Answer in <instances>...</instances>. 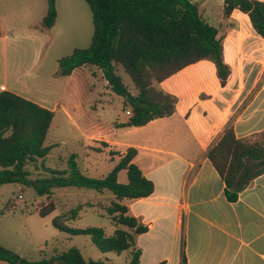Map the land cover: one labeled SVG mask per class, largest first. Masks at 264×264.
Listing matches in <instances>:
<instances>
[{
	"label": "crops",
	"instance_id": "0c3cea01",
	"mask_svg": "<svg viewBox=\"0 0 264 264\" xmlns=\"http://www.w3.org/2000/svg\"><path fill=\"white\" fill-rule=\"evenodd\" d=\"M55 1V22L44 28L41 20L46 0H0V91H11L52 110L54 115L60 110L72 119L70 111L82 116L81 103L74 100L81 95V86L74 78L84 74L79 72L84 66L65 76L55 75V70L58 58L90 44L92 14L85 0ZM193 1L202 2L203 18L218 27V35H223L224 59L233 64L240 32L249 34L252 28L247 14L234 9L223 18V0ZM252 47L255 51L261 49L259 44ZM160 86L177 97L175 111L169 116L142 126L121 127L119 123L128 116L122 100L124 119L111 123L86 119L83 128L72 121L84 138L106 142L118 151L119 158L128 148L136 149L132 161L153 182L154 189L149 196L122 202L130 214L148 226L141 234L150 233L155 222L167 219L175 231L180 229V256L170 264H181L182 255L186 264H264V173L252 179L235 202H230L224 194L223 180L207 157L211 143L231 118L230 111H226L225 86L220 85L214 64L206 59L191 63L163 79ZM93 88L91 84L87 90ZM233 128L236 134V123ZM85 160L87 174L93 161L89 155ZM76 162L81 170L79 157ZM103 194L113 197L109 192ZM21 213L27 212L21 208ZM28 232L22 218L0 220V244L25 258L20 245H12L6 238L12 234L15 239V233L26 238ZM160 260L148 264H159Z\"/></svg>",
	"mask_w": 264,
	"mask_h": 264
},
{
	"label": "trees",
	"instance_id": "16d2710c",
	"mask_svg": "<svg viewBox=\"0 0 264 264\" xmlns=\"http://www.w3.org/2000/svg\"><path fill=\"white\" fill-rule=\"evenodd\" d=\"M46 13L41 26L50 28L57 17L56 1L46 0ZM91 10L93 33L90 44L75 48L58 58L55 75L65 76L78 67L93 65L101 70L111 91L123 98V107L129 111L121 127L142 126L147 122L175 111L177 97L164 91L163 79L183 67L202 59L211 61L220 85L226 84L230 65L224 59L223 35L218 27L202 16V2L193 0H85ZM234 9L247 14L256 34L264 39V1L223 0L222 16L229 17ZM128 74L135 93L122 82L117 73ZM54 112L11 91H0V186L15 183L32 187L36 196L33 205L21 207L18 194L1 210L0 215L13 212L19 206L26 212L34 211L45 217L55 210L51 199L44 204L39 198L48 197L53 188H86L113 197L105 208L114 229L106 235L98 226L73 227L66 222L79 216V204L64 215L55 216L52 225L68 235H87L101 252L120 254L130 250L126 264H140L141 250L135 246V236L148 226L128 212L124 199L149 196L153 182L145 177L132 160L135 148H128L115 166L103 177H90L82 172L71 153L63 169L45 166L44 161L55 144L44 145ZM237 137L229 122L211 143L207 157L225 184L224 194L235 202L239 193L252 179L264 173V130ZM106 145V142H101ZM41 171L33 172L27 166ZM125 170L127 182L117 179ZM22 198V195H21ZM15 200L19 202L15 203ZM33 207V208H32ZM33 210H32V209ZM0 261L9 264H111L106 260L86 259L77 247L64 251L54 249L49 257L29 260L0 244ZM159 264H165L161 261ZM181 264H186L182 255Z\"/></svg>",
	"mask_w": 264,
	"mask_h": 264
},
{
	"label": "rangeland",
	"instance_id": "374dc122",
	"mask_svg": "<svg viewBox=\"0 0 264 264\" xmlns=\"http://www.w3.org/2000/svg\"><path fill=\"white\" fill-rule=\"evenodd\" d=\"M249 34L240 32L237 41V49L233 50L235 59L227 78L224 92L226 95V111H230L232 124L236 123V135L241 137H252L250 133L264 130V40L249 28ZM241 37V38H240ZM253 44H259L261 49L255 51ZM90 70V71H89ZM91 71L94 74H91ZM79 72H83L74 79L81 86V95H77L74 100L81 103L82 116L70 111L71 117L81 128L85 127L86 119L99 120L103 123H111L118 119H124L125 113L122 107V97L110 93L106 89L102 77V72L97 67L84 66ZM122 82L134 93L135 89L128 74L122 69L117 72ZM72 87L70 89H73ZM93 84L92 91L87 90ZM104 92H107L103 95ZM111 94V95H109ZM65 102V99L62 101ZM71 118H68L60 110L55 112L44 145L55 144L50 149L44 164L50 168L63 169L67 167L66 160L71 153L79 157L81 171L84 172V162L86 155L93 161V168L87 175L90 177L105 176L119 161L118 151L104 145L100 140L89 141L82 136ZM247 134V135H246ZM249 134V135H248ZM246 135V136H245ZM257 140L264 141V137L258 136ZM33 172L31 177H36L40 173L33 166H27ZM126 173L119 171V182L125 183ZM17 184L7 183L0 187V212L8 204L9 200L18 192L21 193V207L25 205L31 207L36 196L32 187L23 186L17 190ZM44 204L51 199L55 204V210L45 216L40 217L36 212L31 211L21 213V208L15 206L13 215H0L2 222L17 220L22 218L26 228L29 230L28 236L23 238L22 233H15V239L11 234L6 239L20 245L19 251L23 252L30 260H39L49 257L54 253V249L64 251L72 246L77 247L86 259L106 260L111 264H126L130 255V250H125L120 254L114 252H101L87 235H68L61 232L52 225V219L58 215H64L70 209L79 204L90 203L91 206H83L79 216L74 220L66 222L73 227L98 226L103 228L106 235H110L114 229L110 218L107 216L105 208L110 203V197L106 194L100 196L97 192L86 188H53L48 197L39 198ZM33 208V207H32ZM31 208V209H32ZM33 210V209H32ZM23 215V216H22ZM180 229H173L170 219L155 222L154 228L148 234L135 236V246L141 250V264L155 263L156 261H167L168 264L176 257L180 256ZM1 239V238H0Z\"/></svg>",
	"mask_w": 264,
	"mask_h": 264
},
{
	"label": "built area",
	"instance_id": "2783aa9c",
	"mask_svg": "<svg viewBox=\"0 0 264 264\" xmlns=\"http://www.w3.org/2000/svg\"><path fill=\"white\" fill-rule=\"evenodd\" d=\"M126 113L127 114H129V111H126ZM18 197H19V199L21 198V195L20 194H18Z\"/></svg>",
	"mask_w": 264,
	"mask_h": 264
}]
</instances>
